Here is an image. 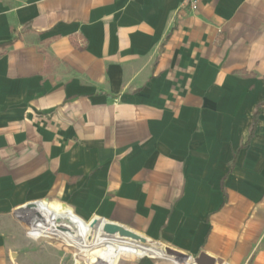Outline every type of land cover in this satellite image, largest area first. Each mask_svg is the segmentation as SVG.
I'll return each instance as SVG.
<instances>
[{"label": "crops", "instance_id": "0c3cea01", "mask_svg": "<svg viewBox=\"0 0 264 264\" xmlns=\"http://www.w3.org/2000/svg\"><path fill=\"white\" fill-rule=\"evenodd\" d=\"M182 2L0 0V264H264V0Z\"/></svg>", "mask_w": 264, "mask_h": 264}, {"label": "bare ground", "instance_id": "6f19581e", "mask_svg": "<svg viewBox=\"0 0 264 264\" xmlns=\"http://www.w3.org/2000/svg\"><path fill=\"white\" fill-rule=\"evenodd\" d=\"M94 220L98 221L96 225H92L93 220L88 224L91 231H93L90 233V236H91L90 238L92 239L89 241L92 243V245L90 246L93 248H106L107 247V248L114 249L116 252L129 255V257L130 256H142L148 253L155 254L156 252L158 253L161 249L160 248L158 250V248H156L155 246L151 244H144L142 242L140 244L133 245L132 243H129L124 239L126 237L123 238V236L121 235L118 236L119 234L110 236L104 231V227L108 224L109 221L101 219V218H95Z\"/></svg>", "mask_w": 264, "mask_h": 264}, {"label": "rangeland", "instance_id": "374dc122", "mask_svg": "<svg viewBox=\"0 0 264 264\" xmlns=\"http://www.w3.org/2000/svg\"><path fill=\"white\" fill-rule=\"evenodd\" d=\"M18 212H19L18 209L15 210V213H14L15 214V220L17 221L18 224L24 226L23 225V222L21 221V218L18 217ZM85 221L90 222L91 220L85 219ZM51 223L65 224L67 226H75V225L82 224L83 229H85L87 227V225H88V223H83V222H80V221H75L74 218L67 217V216H63V215L62 216L60 215V216H56L54 218H51ZM24 227L26 228V226H24ZM27 231L28 230L26 229V232ZM27 234H28V232H27ZM50 235H51V238L54 236L53 234H50ZM91 239L92 238H88L86 240V243H85V246H84L83 249H85L86 247L92 245V243L89 242ZM55 240H57V239H55ZM46 241H48V240H46ZM58 242H61V241L59 240ZM59 244H61L62 246H64L65 247V252H67V255L65 257V261H64L65 263L64 264H73L76 259H79V261L81 262V264H86L88 253L80 252L78 249L71 248L68 245L66 246L65 244H63V242H61ZM148 244H152V242H149L148 241ZM103 250H112V251L116 252L114 249L107 248V247L106 248H95V249H93L94 254L97 253V252H99V251H103ZM23 252L29 253V249H26ZM121 254H123V253H121ZM123 256H129V255H125L124 254Z\"/></svg>", "mask_w": 264, "mask_h": 264}, {"label": "water", "instance_id": "95a60500", "mask_svg": "<svg viewBox=\"0 0 264 264\" xmlns=\"http://www.w3.org/2000/svg\"><path fill=\"white\" fill-rule=\"evenodd\" d=\"M97 223V220L92 221V225H96ZM104 231L110 236L119 234L123 237L131 238L144 244H148V240L145 237L125 227L124 225L117 224L115 222L109 221L108 224L104 227ZM195 264H217V260L205 253H202L197 258H195Z\"/></svg>", "mask_w": 264, "mask_h": 264}, {"label": "trees", "instance_id": "16d2710c", "mask_svg": "<svg viewBox=\"0 0 264 264\" xmlns=\"http://www.w3.org/2000/svg\"><path fill=\"white\" fill-rule=\"evenodd\" d=\"M264 111V103L260 104L257 106V109L254 113V116H253V121H252V125H251V131H250V138H252L254 132H255V129H256V125H257V122H258V118H259V115Z\"/></svg>", "mask_w": 264, "mask_h": 264}, {"label": "built area", "instance_id": "2783aa9c", "mask_svg": "<svg viewBox=\"0 0 264 264\" xmlns=\"http://www.w3.org/2000/svg\"><path fill=\"white\" fill-rule=\"evenodd\" d=\"M183 8H189L192 11H196L199 7V0H183Z\"/></svg>", "mask_w": 264, "mask_h": 264}]
</instances>
